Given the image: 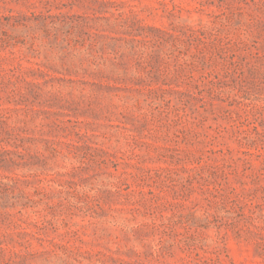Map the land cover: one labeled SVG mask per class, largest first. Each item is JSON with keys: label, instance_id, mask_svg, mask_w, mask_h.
I'll return each mask as SVG.
<instances>
[{"label": "rangeland", "instance_id": "rangeland-1", "mask_svg": "<svg viewBox=\"0 0 264 264\" xmlns=\"http://www.w3.org/2000/svg\"><path fill=\"white\" fill-rule=\"evenodd\" d=\"M0 264H264V0H0Z\"/></svg>", "mask_w": 264, "mask_h": 264}]
</instances>
